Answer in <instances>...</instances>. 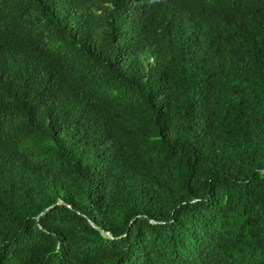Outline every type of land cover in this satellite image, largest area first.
Instances as JSON below:
<instances>
[{
  "label": "trees",
  "instance_id": "1",
  "mask_svg": "<svg viewBox=\"0 0 264 264\" xmlns=\"http://www.w3.org/2000/svg\"><path fill=\"white\" fill-rule=\"evenodd\" d=\"M0 264H264V0H0Z\"/></svg>",
  "mask_w": 264,
  "mask_h": 264
}]
</instances>
